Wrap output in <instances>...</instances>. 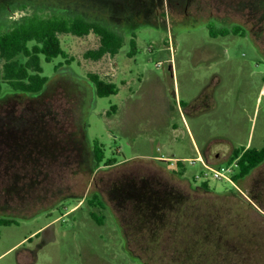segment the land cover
Masks as SVG:
<instances>
[{
  "label": "rangeland",
  "instance_id": "374dc122",
  "mask_svg": "<svg viewBox=\"0 0 264 264\" xmlns=\"http://www.w3.org/2000/svg\"><path fill=\"white\" fill-rule=\"evenodd\" d=\"M157 1L158 15L154 6L147 24L138 23L131 32L133 47L129 37H123L124 44L114 57L106 55L92 61L84 54L98 48V37L60 35L70 62L57 58L46 63L41 58L42 75L52 82L38 96H14L3 85L0 217L8 210L17 219L15 224L0 227V264H264V186L258 185L264 184V165L235 183L236 188L212 179L205 180L208 192L189 185L202 184L203 180H195V176L204 171L200 163L189 162L196 158L192 137L201 150L211 153L264 147V36L260 39L250 34L254 43L243 37L239 28L237 35L213 37L209 32L219 29L204 22L212 19L227 29L264 28V0H203L204 21L173 12L166 0ZM54 2L60 8H55L57 11L64 9ZM128 4L129 0H82V10L79 7L77 11L91 21L94 11L103 17L113 11L125 16ZM48 12L44 10L39 16H49ZM60 66H69L78 77L96 76L112 83L117 94L94 98V89L86 83L71 76H54ZM177 89L180 99L187 103L207 96L208 109L185 114L191 134L177 109ZM20 101L51 105L59 115L70 117L79 133L88 112L84 132L88 144L91 148L101 146L105 159L115 163H102L90 178L83 172L80 177L78 168L61 174L46 146V136L29 131L24 138L19 129L7 134L21 126ZM32 110L27 129L37 126V112L32 115ZM72 139L69 143L76 145ZM172 157L184 160L178 165ZM40 158L42 164L36 170L34 165ZM227 165L222 162L218 167ZM85 166V172L93 169L90 160ZM173 171L183 172L189 182ZM144 178L159 196L163 190L175 193V201L168 203L171 206L165 202L159 208L170 214L172 204L189 208L188 212L175 210L170 216L164 213L159 223L167 230L164 227L161 235L152 237L157 223L145 218L143 212L135 216L129 210L131 202H143L139 195L143 190L138 188ZM80 192L88 194L82 205L67 198ZM92 192L102 194L106 208L92 200ZM125 194H129L125 203L113 201ZM251 194H257L256 198ZM62 195L66 198L52 211L41 212ZM37 200L38 206H32ZM154 210L155 214L159 211L157 207ZM135 222L142 225L139 233L133 228Z\"/></svg>",
  "mask_w": 264,
  "mask_h": 264
},
{
  "label": "trees",
  "instance_id": "16d2710c",
  "mask_svg": "<svg viewBox=\"0 0 264 264\" xmlns=\"http://www.w3.org/2000/svg\"><path fill=\"white\" fill-rule=\"evenodd\" d=\"M239 32L240 29L238 27H234L232 29L210 31L209 33L213 37H217L226 36L230 33L237 35ZM89 34H93L98 37L99 46L96 50H90L84 54V58L88 60L99 61L106 55L114 57L124 44L123 38L120 35H117L111 29L101 26L93 20L90 21L79 17L72 19L64 16L42 17L34 13L21 19L19 23H15L6 32L0 33V95L4 89V85L14 92V96H38L45 89L48 81V78L42 75L43 70L41 66V58L46 63H49L57 58L70 62L67 60V56L61 47L59 36L72 35L81 38L88 36ZM133 38L134 36L129 39V45L132 47L134 45ZM89 79L92 82L94 91L97 93L98 98L109 97L117 94V88L114 84L103 82L96 76H89ZM19 104L22 107L21 110L23 111L21 118H19V120H21V126L19 124L17 128H12L13 132L9 131L7 134L15 133L19 129L21 132L20 136L24 138L29 135V131L33 134L39 133L43 137L46 136V138L44 137L47 140L45 141L47 143L46 146H48L52 155H54L55 161L54 159L53 161L57 164L58 168H61L59 171L61 174H65L67 171L70 172L71 169L78 168L77 172L80 177H82L83 172L84 174L88 173L90 178L94 172L99 169L102 163H105L106 166L115 163L111 160L105 159L101 146H93L90 150V158L91 166H95L94 168L92 167L93 169L88 170V172H85L87 170L83 171L82 165L77 158L74 147L75 145L69 143L71 137L74 136V127L72 122L69 120L70 117H67L66 115H59L57 112L52 110L51 105L49 106L45 103L40 104L39 102L38 104H33V106L32 103L27 104L20 101ZM31 110L32 115L34 112H37L35 120L37 126L31 125L32 128L27 129L26 124L28 125L30 121L29 111ZM42 132H44L45 135H43ZM37 151H39V148ZM41 158L44 159L45 157L42 155ZM41 158L39 163L34 165L36 170L38 169V165L41 163ZM233 162L237 163V171L233 176V181L239 184L264 162V147L259 150L254 148L233 149L226 163L230 165ZM179 163L180 162H177L178 165H181ZM172 173L180 179L189 182L183 172L176 174L173 171ZM148 181V179L144 178V181L140 182L138 188L143 190H139V195L142 196L143 202H136L134 204L131 202L129 210H131L130 214L135 216H137L139 212H143L144 216L147 214L145 218L157 223L155 227L154 225L151 226L156 228V230L152 231L153 234L150 235L152 237L154 235H161V231L164 227L165 231L167 230V226H164L163 223H159L166 214L170 216L175 212V210L181 211L182 209L184 212H188L189 208H186L187 206L182 208L178 204H172V214L167 212L168 210L159 208L160 206L158 205L160 204L165 202L168 204L169 202L175 201V193H173L172 190H163L162 196H159L152 188H150V186H148ZM37 183L38 185L42 184L41 180ZM189 185H191L194 190H201L205 192L209 191L206 182L200 184L199 186H194L189 182ZM24 187L26 186L24 185ZM138 189L132 188V191ZM132 191L131 194L133 193ZM152 194H155L156 197H152ZM125 195L118 196V198H115V196L113 201L117 200V204L123 202L125 203L127 198V200H129V194ZM91 196L92 200L96 201L98 204L99 199L97 195L92 194ZM133 196H135V194ZM181 199L182 198H180L178 202L181 203ZM182 205L184 206L185 204ZM154 207H157L159 210L157 211V214H155V212L152 213V211H155ZM153 215H156L155 218ZM91 217L100 223V221L97 220L93 214ZM12 224H15L14 220L0 217V227ZM134 224L133 228H135V232L139 233L137 229H141L142 225H140L139 222H135ZM144 225L146 224L143 223V226ZM159 231L160 234H158ZM169 234L176 235L171 233Z\"/></svg>",
  "mask_w": 264,
  "mask_h": 264
},
{
  "label": "flooded vegetation",
  "instance_id": "af4514ba",
  "mask_svg": "<svg viewBox=\"0 0 264 264\" xmlns=\"http://www.w3.org/2000/svg\"><path fill=\"white\" fill-rule=\"evenodd\" d=\"M54 1L58 2L60 5L65 6L64 9L57 11L56 9H60V8L54 6V4H53ZM166 2H168L169 4H172L170 6H172L174 8L173 12H177L179 14L181 12H184V13L189 14L190 17H194V18H198V19L200 18L203 21L205 20V18L202 17L203 13L201 11L202 4L205 2L203 0H166ZM73 3L76 4L78 7L73 6L72 5ZM128 5H129L128 13L125 16L124 15L119 16L116 13V11H113L112 14L104 15V17H103L102 15H100L99 12L94 11L95 19H93V21L100 24L101 26H104V27L111 29L114 33H116L117 35H120L122 38L123 37H125V38L129 37V39H130L132 37L131 32L136 27V24H138V23L139 24H147L146 18L148 15H150L151 9L154 8V6L156 8L155 14L158 15V12H160L159 8H158L159 3L157 0H129ZM214 5H215V3H214ZM70 6H71V8H70ZM79 7L82 10V0H0V33L6 32L15 23H19L21 19L29 16L30 11L33 13L35 12L34 14H36V15H39L40 13L42 14V11L47 10V11H49L48 12L49 16H54V17H56V16L63 17L64 16V17L72 18V19L77 18V17L84 18V19L88 18V16L85 17L82 15V13H78L79 11H77V10L79 9ZM263 19H264V14H263ZM204 22H211L212 24H216L215 26L218 29H227V28L218 26V24L216 22H214V20H212V19H208ZM234 27H237V26H233L232 28H234ZM232 28H229V29H232ZM238 28L241 29V34L243 37L246 36V37L250 38V34H252V33L256 37L258 36V38H260V39L262 36H264V28L263 27L255 26V27L250 28V29H246L245 27H238ZM255 45L257 47V44H255ZM58 75L61 77H64V78L67 76H71L77 80H80V81L86 83L87 85H89V87L91 89H94L92 82L89 78L86 79V78L76 76L69 66H60L59 68H57L55 70L54 76H58ZM48 82H52V80L51 79L49 80V78H48L47 83ZM91 107H92V104H91L90 108ZM87 114H88V112H86L84 114V119L82 122L83 125H84V122L86 121ZM77 130L79 131V129H77ZM77 130L76 129L74 130V136H73L72 142H74L76 144L74 147H75V151L77 154L78 161L80 162L82 167H86L85 166L86 163L89 160L91 161V158H90V156H91V154H90L91 149L90 148L91 147L85 138L84 129H82L81 133L75 132ZM263 165H264V162L261 165H259L256 168V170L261 168ZM97 170L94 172V174L97 172ZM249 176L247 178H249ZM262 183L263 182H261L260 184L258 183V185L263 187L264 184H262ZM256 193L259 194L258 191ZM29 194L30 193H24V195L26 197H29V200H30L32 198V196ZM83 194H82V192L76 193V194L73 193V194L67 195L68 196L67 198H71L72 200L78 202L79 205H82V203L84 201L88 200V196H87L88 194L87 195H86V193L84 195ZM90 194L91 195L92 194L97 195V197L99 199V203L97 205L99 207L106 208L104 205L105 203L103 201V196L101 193L92 192ZM257 194H254V195L251 194V198H256ZM63 196H65V195H62V197H58V199H56L54 202H52L51 206H49L47 209L42 210L41 212H43L44 214H48L50 211H52L55 208L56 205H58L62 201V199L66 198ZM32 200H31L30 204H34V203H32ZM40 200H43V199L40 198ZM32 206H38V200H37L36 205H32ZM35 210H36V208H35ZM47 210H49V211H47ZM5 211L6 212H3V215L5 216L4 218L12 219V220L17 219V217H15L16 215H14V213L12 211H8V210H5ZM37 212H39V211H37ZM39 214H40V212H39ZM22 219L27 220V218H22Z\"/></svg>",
  "mask_w": 264,
  "mask_h": 264
},
{
  "label": "crops",
  "instance_id": "0c3cea01",
  "mask_svg": "<svg viewBox=\"0 0 264 264\" xmlns=\"http://www.w3.org/2000/svg\"><path fill=\"white\" fill-rule=\"evenodd\" d=\"M177 100H176V104H177V109L180 113L181 119L182 121L185 123V126L187 128V131L190 133L188 126L186 124L185 121V114H196L197 112H199L202 108L203 109H208L210 106L208 105L207 102V96L202 95L200 98H198L196 101L199 102L200 104H197V102L195 100H192L191 102H183L180 97H179V91L177 89ZM184 106V107H183ZM191 134V133H190ZM192 137V135H191ZM192 143H193V151L196 154V158L190 159V160H194V159H199L201 158L206 164L211 165V166H219L222 162H227L229 157H230V153L229 154H224L222 152V154L219 153H211L208 149H200L196 142L194 141V138L192 137ZM156 161H163V162H169V161H164V160H159V159H167V158H156L154 157ZM173 158V157H172ZM169 160V159H167ZM173 160H184L182 158H173ZM187 160V159H185ZM201 165V164H200ZM25 240V239H24Z\"/></svg>",
  "mask_w": 264,
  "mask_h": 264
},
{
  "label": "built area",
  "instance_id": "2783aa9c",
  "mask_svg": "<svg viewBox=\"0 0 264 264\" xmlns=\"http://www.w3.org/2000/svg\"><path fill=\"white\" fill-rule=\"evenodd\" d=\"M179 162V161H177ZM190 164H194L195 162H198L201 164V167L203 168V173L198 174L195 176V180L202 179L203 182L205 183L207 179H212V180H224L230 185H232L234 188H236L235 182L233 181V176L237 171V163L233 162L230 165L227 166H211L206 164L201 158L199 159H194L189 161Z\"/></svg>",
  "mask_w": 264,
  "mask_h": 264
},
{
  "label": "water",
  "instance_id": "95a60500",
  "mask_svg": "<svg viewBox=\"0 0 264 264\" xmlns=\"http://www.w3.org/2000/svg\"><path fill=\"white\" fill-rule=\"evenodd\" d=\"M94 98L97 97V93L94 91ZM86 128H87V117H86V121L84 122V125H83V129H84V132L86 134ZM95 165H92V167L94 168Z\"/></svg>",
  "mask_w": 264,
  "mask_h": 264
}]
</instances>
